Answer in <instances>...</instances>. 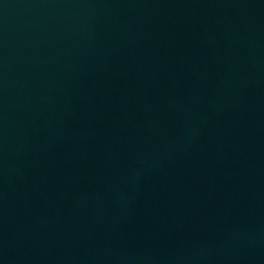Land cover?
Here are the masks:
<instances>
[{
	"label": "water",
	"instance_id": "water-1",
	"mask_svg": "<svg viewBox=\"0 0 264 264\" xmlns=\"http://www.w3.org/2000/svg\"><path fill=\"white\" fill-rule=\"evenodd\" d=\"M0 264H264V0H0Z\"/></svg>",
	"mask_w": 264,
	"mask_h": 264
}]
</instances>
